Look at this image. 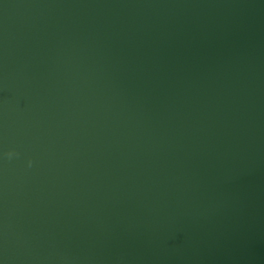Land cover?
Masks as SVG:
<instances>
[{"label":"water","instance_id":"95a60500","mask_svg":"<svg viewBox=\"0 0 264 264\" xmlns=\"http://www.w3.org/2000/svg\"><path fill=\"white\" fill-rule=\"evenodd\" d=\"M0 264H264V0H0Z\"/></svg>","mask_w":264,"mask_h":264}]
</instances>
